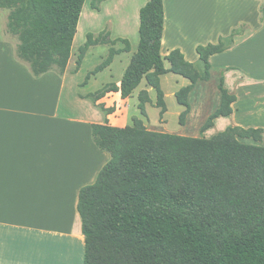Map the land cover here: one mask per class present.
I'll return each mask as SVG.
<instances>
[{"label": "trees", "instance_id": "trees-1", "mask_svg": "<svg viewBox=\"0 0 264 264\" xmlns=\"http://www.w3.org/2000/svg\"><path fill=\"white\" fill-rule=\"evenodd\" d=\"M86 1L0 0V8L9 11L7 30L18 40L16 55L28 63L33 76L69 71ZM105 1L92 0L93 9L100 11L99 3ZM164 27V0H149L140 10L139 46L121 84L109 83L88 96L107 115L115 107L98 100L108 92L128 98L144 80L155 90L156 106L164 115L168 108L162 76L175 73L190 81L175 93L184 107L179 119L184 126L191 91L198 81L211 78L210 57L232 48L236 36L251 29L242 23L217 43L198 45L199 60L194 63L179 48L162 55ZM110 35L89 32L73 72L92 46L124 43L121 49L111 47L88 79L110 66L120 52L131 51L129 39ZM219 89L221 104L198 137L151 130L140 118L123 127L108 119L92 124L93 141L110 160L79 194L85 264H264V145L243 141L261 142L264 128L229 126L206 137L215 119L233 113L237 100L224 76ZM151 101L148 90L140 91L143 115Z\"/></svg>", "mask_w": 264, "mask_h": 264}, {"label": "crops", "instance_id": "crops-1", "mask_svg": "<svg viewBox=\"0 0 264 264\" xmlns=\"http://www.w3.org/2000/svg\"><path fill=\"white\" fill-rule=\"evenodd\" d=\"M148 1L138 0L134 12L126 13L118 33H112V39H129L131 51L136 45L132 39L140 41V10ZM186 2L193 3L191 9ZM199 2L164 0L163 56L179 48L187 60L198 63V45L217 43L220 36L229 35L242 23L249 24L254 9L257 22L254 29L236 36L232 48L210 57L211 78L198 81L191 91V111L179 133L197 136L201 132L221 104L222 76L226 88L237 96L234 111L215 119L204 135L211 138L229 126L264 128V102L255 95L264 91V0H216L209 6ZM200 7L210 12L201 14ZM239 8L242 13L231 21L229 10ZM217 9L224 11L225 17L217 16ZM5 10L0 8V264H85L79 194L83 186L95 182L110 160V154L94 143L92 124L109 119L116 126L128 125L129 111L137 107V100L131 103L135 92L128 98L121 92H108L98 100L107 108L115 107L107 115L88 96L109 83L120 85L123 77L114 79L115 71L98 72L84 87L80 86L81 71L33 76L28 63L20 60L13 45L2 37L9 14ZM179 19L185 21L183 30L178 29ZM184 30L186 34L181 33ZM165 78L175 84L174 91L190 83L181 75L167 73L162 76V87ZM144 89L152 97L154 89L147 84ZM244 94L252 98L251 109H246L249 113L242 105ZM243 141L264 145V135L261 142Z\"/></svg>", "mask_w": 264, "mask_h": 264}, {"label": "rangeland", "instance_id": "rangeland-1", "mask_svg": "<svg viewBox=\"0 0 264 264\" xmlns=\"http://www.w3.org/2000/svg\"><path fill=\"white\" fill-rule=\"evenodd\" d=\"M199 1H200L199 2L200 4H204L205 6H209L210 3H214L216 0H199ZM91 3H92V0L86 1L82 15H81V19H80L79 24L82 27V31L80 33L78 43L75 46H73V53H72V57L69 61V67H68L69 68L68 72H70V73H76L73 71L77 67V60H78L79 54H80V47L86 42L87 34L89 32H93L97 36L102 32H110V34H111L110 37L113 38V36H112L113 31L115 32V30H116V32L118 33L120 26L123 25V22L125 24L126 13L129 10L134 12V10L136 9V6H137L136 4L138 3V0H134V1L133 0H110L107 2L105 1V2L99 3V5L101 7L100 11L93 9ZM185 4H186V7L189 9H191L193 6L192 2H186ZM104 7H105V9L103 11ZM252 8H256V6H253ZM202 9H203V7H200L201 11H202ZM92 10H94V11H92ZM5 12L8 13L9 11L6 9ZM209 12L210 11L208 10V8H205L201 12V14L205 13L207 15V13H209ZM230 12L233 13V15L230 16L231 21L236 20L237 16L242 13L241 8H239V11H237L236 9L229 10V13ZM215 13L219 17H225V14H226L221 9L215 10ZM249 13L251 15L250 11H249ZM257 14H258V11H256V9H254L252 17L249 20L250 21L249 24H251V27H252V25L254 26L255 23L257 22ZM205 19H206V17H205ZM178 22H179L178 23V25H179L178 29L182 28V30H183L184 29L183 26H184L185 21H183L182 19H179ZM115 23H116V27H115ZM231 32L232 31H230V33ZM181 33L186 34V30L181 31ZM204 35L202 34L199 36H204ZM2 37L5 40L9 41L13 45V47L16 51L17 46H18V40L16 39V37L12 36L8 32L7 26L2 29ZM191 37L193 38L194 36L191 35ZM132 41L136 44L135 46H133L134 49L131 52H126V51L120 52L119 55L115 56V58H114L116 61H113V63L110 66L106 67L102 71H109V70L115 71L114 79L119 78V77H123L128 65L130 64V61H131L133 54L138 49L137 47H138L139 40L137 39V41H136V38H134V39H132ZM111 47H114L116 49H121L124 47V43L117 42L115 45H113V44H98V45L90 47L85 58L83 59V62H82L80 69L78 70V71H81L80 76H79L80 77L79 78L80 86L82 85V83L86 79H88V75L91 72H93L98 65H100L101 63H103L107 59ZM166 65H168V63ZM94 75L95 74H91V77H90V79H88V82L92 79L95 80ZM100 77H103V75H100L99 78ZM114 79H111L110 82H113ZM105 80H107V79H104V81ZM164 81L165 82L163 85V89L165 92V98H166V103H167V108H168L167 112L161 116V108L156 106V92L153 90L152 97H151L152 101L146 104L147 115L142 114L141 109L139 108V93H140V91L144 90V87L146 86V80H144L141 83V85L137 88V90L135 91L134 100H132V102H131V103H134L135 100H137V102L135 103V105L137 107L136 108L131 107V109L129 111V117H128L129 123H128V125L133 124L134 118H140L144 121L146 126L151 130H155L153 128H157L155 131L175 133V134H180L179 132L183 131L184 126L179 123V119H180V115L184 109L181 105H179V103L176 100V97H175L176 91H174L175 84L172 83L170 80H168V78H165ZM87 85L88 84H85L84 86H87ZM84 86H82V87H84ZM99 86H101V83H99ZM95 92L96 91H94V93ZM133 94H132V96H133ZM255 95L261 99V102H264V91L260 90ZM251 102H252V98L247 97V95L244 94L242 105L244 106L246 113H249V112H247L246 109L249 108L248 106L251 104ZM130 106H132V104ZM249 109H251V108H249ZM243 116L246 118L244 111H243ZM121 127H123V126H121ZM189 129H191V128H189ZM201 135H202V133L199 131V133H197V136H195V137H198ZM190 136H194V135H190Z\"/></svg>", "mask_w": 264, "mask_h": 264}, {"label": "bare ground", "instance_id": "bare-ground-1", "mask_svg": "<svg viewBox=\"0 0 264 264\" xmlns=\"http://www.w3.org/2000/svg\"><path fill=\"white\" fill-rule=\"evenodd\" d=\"M134 1V0H133ZM92 24V23H91ZM89 27V26H88ZM81 31H82V27L80 26L79 27V29H78V32H77V34H76V43H78V40H79V37H80V33H81ZM81 140H83V139H81Z\"/></svg>", "mask_w": 264, "mask_h": 264}]
</instances>
